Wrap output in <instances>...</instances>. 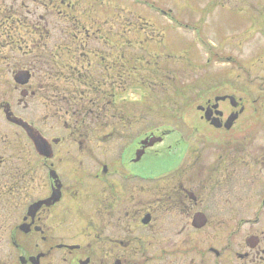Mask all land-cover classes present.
Returning a JSON list of instances; mask_svg holds the SVG:
<instances>
[{
  "label": "flooded vegetation",
  "instance_id": "1",
  "mask_svg": "<svg viewBox=\"0 0 264 264\" xmlns=\"http://www.w3.org/2000/svg\"><path fill=\"white\" fill-rule=\"evenodd\" d=\"M51 1L0 0V39L14 31L8 39L32 41L27 50L9 48L29 65L0 64V232L8 247L0 264H136L151 243L155 174L160 211L177 218L173 235L160 229L162 254L169 246L179 257L172 264H264V127L246 128V102L234 96L236 107L226 100L214 109V99L231 96L215 95L200 103L211 121L197 110L192 128L178 115L169 129L152 130L150 62L136 64L133 44L123 48L115 28L102 29L106 19L65 18L71 33H59L63 43L48 55L44 48L37 54V41L63 19L38 9L67 6ZM231 1L211 0L209 11ZM262 20L252 18L241 41L261 34ZM88 24L95 32L83 33V45L75 26ZM19 72L27 83L16 82ZM216 112L220 128L211 125ZM232 113L237 119L226 130ZM172 155L174 163L163 161Z\"/></svg>",
  "mask_w": 264,
  "mask_h": 264
},
{
  "label": "rangeland",
  "instance_id": "2",
  "mask_svg": "<svg viewBox=\"0 0 264 264\" xmlns=\"http://www.w3.org/2000/svg\"><path fill=\"white\" fill-rule=\"evenodd\" d=\"M41 1L43 0H38V7L42 5ZM210 1H205L206 5L209 4L208 8L205 6L201 8L203 0H64L67 6H59L58 3L50 4L48 10L45 7L39 8L38 15L63 17V19L54 25L46 40L37 41V54L43 52L40 50L44 48V53L48 55L50 51L63 43L59 40V33H71L70 21L65 18L101 17L108 22L106 26L102 24V29L112 32L111 29L115 28L113 32L120 35L119 42L124 44L123 48H127L128 40L133 44V48L138 52L136 64L143 61L144 64L148 61L151 63L154 59V63H159L163 71L168 72L166 79H158L156 88L164 84L161 89L149 87V97L151 95L153 100L155 97H162L160 99L163 101L160 107L154 106L153 101L149 105L152 130L169 129L168 119L179 118L175 111H171L173 107L168 103H172L181 93L186 104L182 106L181 115H183L184 123L190 128H192L193 120L199 121L196 108L201 107L202 100H212L215 95L223 94L241 98L246 102V128L264 127L259 125L261 119H264V24L257 26L261 27L259 31L261 34L253 36L251 40L241 41L242 34L249 29L252 18H261L264 22V0L261 2L247 0L251 7L240 4L243 0H233L225 7H217L209 11L212 5ZM258 8L262 10V13ZM4 10L0 9L2 13ZM22 13L26 14L25 10H22ZM75 27L74 33L79 36L77 42L83 45L85 43L83 33L95 32V25H76ZM23 42L26 44V46L22 45L25 50L32 43L31 40ZM40 42L46 43L47 46L39 45ZM245 42V45H241ZM3 44L5 43H0L2 45L0 48H3L0 50H4L0 54L1 65L22 59L23 64L29 65V59L25 60L20 55L11 53ZM211 53L214 54L211 55ZM42 58L47 59L46 56ZM150 70L152 75L155 69L150 67ZM194 86L197 88H193ZM175 88L180 89L181 93H177ZM133 97L136 98L138 95L134 94ZM6 101L9 102V99ZM136 101L141 103L140 100ZM179 104L181 105V102ZM254 123L257 125H253ZM198 126L201 127V125ZM170 143V141L166 142V144ZM154 160L162 159L151 158V161ZM163 161L174 163L175 158L173 155L165 156ZM152 178L150 200L155 222L150 232L151 243L145 254L142 253V249L138 250L134 262L136 264H172L179 260V257L168 254L174 250L171 247L169 249V246L168 253L162 254L160 250L167 235L165 231L160 232V229L166 226L164 229H169L173 235L177 218L160 211V205L157 203L159 194H155L160 186L159 174H155ZM174 240L172 237V241ZM185 247L186 251L191 250V247ZM7 248L6 236L0 232V256L5 254ZM123 253L124 257L128 258L127 253L125 251ZM191 259L192 256H187L181 260L190 261ZM194 260L196 262L197 258Z\"/></svg>",
  "mask_w": 264,
  "mask_h": 264
},
{
  "label": "water",
  "instance_id": "3",
  "mask_svg": "<svg viewBox=\"0 0 264 264\" xmlns=\"http://www.w3.org/2000/svg\"><path fill=\"white\" fill-rule=\"evenodd\" d=\"M27 77H25V74L24 73H19V74H17V76H16V81H18L19 83H26V81H27ZM226 99H229L230 100V102H231V104H232V106L234 107L235 106V104H234V98H232V97H222V98H216L215 99V102H216V105L215 106H213V108L215 109L216 107H217V103L219 102V101H225ZM198 110L199 111H204V109L203 108H198ZM211 115H212V111H211V109H207L206 111H205V115H204V118L207 120V121H211ZM215 115H217V116H219V115H221V113L220 112H216L215 113ZM237 114H232V115H230L229 116V118H228V120L225 122V124H224V128L226 129V130H228V129H230V127L232 126V124L234 123V121L237 119ZM214 121L211 123V125L213 126V127H215V128H220V127H222L220 124H217V121H218V119L217 118H215V119H213ZM24 128H26V127H24ZM26 130H27V128H26ZM29 132V131H28ZM29 134V133H28ZM30 135V134H29ZM34 142H36V141H34ZM154 144V142L151 144V145H153ZM203 217H201L200 215H198V216H196V217H194V220H193V224H194V226H196V227H198V228H200V227H202L204 224H205V221L202 219ZM146 222H148V220L146 221Z\"/></svg>",
  "mask_w": 264,
  "mask_h": 264
},
{
  "label": "trees",
  "instance_id": "4",
  "mask_svg": "<svg viewBox=\"0 0 264 264\" xmlns=\"http://www.w3.org/2000/svg\"><path fill=\"white\" fill-rule=\"evenodd\" d=\"M158 75H160V72L159 73H157V70L155 69V72H153V74L151 75V77H152V81L153 82H150V86H151V88L153 87L154 89H161L163 86H162V84L160 85V87H158V88H156V84L158 83V78H157V76ZM166 78V77H165ZM199 87V86H198ZM193 88H197L196 86H194ZM176 90H177V93H181V90L180 89H178V88H175ZM194 89H192V91H193ZM191 91V92H192ZM162 95V94H161ZM178 97H183V94L181 93L180 94V96H178ZM160 98H162V97H155L154 98V100L152 99L151 100V102L153 101V103L152 104H154V106H159L163 101L160 99ZM183 99V101L181 102V105L179 104L180 102L178 101V103H174L175 102V100L174 101H172V103H168V104H171V106L173 107V109L171 110V111H175V114H179L181 111V107L182 106H184V105H186L185 103H184V98H182ZM163 105H164V103H163ZM160 107V106H159ZM171 111H170V113H171ZM176 117H173L172 118V121L175 119Z\"/></svg>",
  "mask_w": 264,
  "mask_h": 264
}]
</instances>
